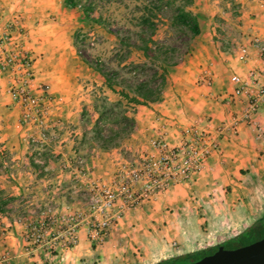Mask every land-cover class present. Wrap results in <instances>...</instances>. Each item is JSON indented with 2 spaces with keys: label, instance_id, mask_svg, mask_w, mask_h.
<instances>
[{
  "label": "crops",
  "instance_id": "1",
  "mask_svg": "<svg viewBox=\"0 0 264 264\" xmlns=\"http://www.w3.org/2000/svg\"><path fill=\"white\" fill-rule=\"evenodd\" d=\"M66 1L68 0H0V36L9 35V40L0 46V59L9 51L29 54L36 86L46 85L52 97L49 103L50 114L58 119H70L68 125L52 127L51 131L59 135L56 143L41 140L39 144L27 145L21 137L24 130L17 125L20 110L7 94L11 74L0 72V156L4 153L8 155V163L12 167L22 164L26 166L29 172H25V176L24 172L14 168V176L18 179L28 176L39 181L45 179V183L53 184L51 189L71 192L72 186H61V182L76 179L83 172V167L76 170L70 166L74 163L73 158H78L71 153H74L72 151L79 144L76 133L80 131V125L78 122L72 123L79 101L76 95L73 96V84L67 81L70 74L66 73L72 63L68 42L71 22L69 23V11L65 8H68ZM189 1L187 10L197 19L200 30L198 36L205 34L208 29L205 27L204 17L210 20L219 17L227 40L223 42L221 52L217 51L203 60L195 58L190 64L174 71L173 76L171 75L174 83L172 97L165 99L161 95L159 101L142 107L144 116L149 120L145 117L136 119L133 115L134 130L143 135L132 143H136L146 155L155 156L152 142L157 137H162L168 147L179 145L182 139L190 138L196 132H202L210 140L217 141L220 151L211 154L203 162L194 179L195 189L200 194L225 192L221 209L227 215L229 212L235 215L233 220L220 222L210 232L199 237L193 236L194 239L170 237L156 243L144 253L147 259L154 261L177 255L169 246L171 241H175L180 249L189 253L192 249H197L198 241L203 237L210 239L228 232L232 236L240 233L244 229L240 227L258 216L263 210L261 205H264V103L258 105L251 121H242L247 96L230 97L232 87L229 83L232 75L246 79L250 71L258 72L259 82L264 83V64L251 46L254 38L264 42V0ZM214 26L212 24L209 30H213ZM241 47L247 49L245 61L237 58ZM205 51L211 52L207 42ZM204 77L209 79V85L202 81ZM168 81L166 78L165 85ZM33 92L37 95L40 93L39 90ZM64 98L66 102L60 104L59 100ZM234 119L238 123L233 131L230 125ZM134 144L130 146L133 147ZM40 151H48L50 154ZM86 157L79 160L88 163L92 169L88 170L90 175L99 180L107 179L118 165L116 157L107 161ZM249 195H258L257 202L261 201L259 205L252 202L254 207L250 208L245 200V196ZM252 199L255 201V197ZM195 229L194 227L190 233L199 235L198 231L195 233ZM77 234V246L66 251L58 245L56 254L45 256L43 264H124V258L120 259L113 254L105 244L99 248L86 242L83 228H79ZM56 236L60 237V234H52L50 240H56Z\"/></svg>",
  "mask_w": 264,
  "mask_h": 264
},
{
  "label": "rangeland",
  "instance_id": "2",
  "mask_svg": "<svg viewBox=\"0 0 264 264\" xmlns=\"http://www.w3.org/2000/svg\"><path fill=\"white\" fill-rule=\"evenodd\" d=\"M68 1L71 3V7L65 8L69 11V23L71 22L68 28V42L69 58L72 63L66 73L70 74L67 81L73 84L71 86L74 92L73 96L76 95L75 97H78L79 101L72 123L78 122L80 125V131L76 133V136H79V144L75 146L74 151L71 149L74 152L71 155L78 156V158L74 157V163L70 166L76 170L83 167V172L81 171L76 179L72 178L64 180V182L62 180L61 186H72L71 192H62L61 189L55 191L51 189L53 184L45 183V179L39 181L37 178L29 176L18 179L14 176V168L24 172L25 176V172H29L26 166H22V164L12 167L13 165L8 163L10 160L8 155L4 153L3 156H0V195L7 202L4 207L5 213L0 214V240L5 241V243L0 241V264H43L45 256L56 254L55 249L60 245V237L65 229L64 225L59 223L58 218L67 215H74L77 242L73 247L63 250L69 251L78 245L77 231L79 228H83L86 242L99 248L105 244L113 254H116L120 259L124 258V264H155L159 261L147 259L144 253H147L156 243L170 237L194 239L201 234L210 232L220 222L233 220L235 213L229 212L227 215L225 210L221 209L222 197L225 192L200 194L195 189V178L192 183L178 180L167 184L163 190L151 194L147 200L139 203L135 208L123 210L117 219L111 218L100 242L95 243L89 240L86 234L87 226L114 214V211H106L102 207L100 212H95V207L91 203L93 198L99 197L97 205L100 206L103 201V195L99 194L101 189L117 191L118 182L115 177L119 170L128 165H134L133 162H139L144 156H149L142 152L136 143H132L134 139H141L143 135L142 132L134 130L135 125L134 131L115 138L104 148L95 138L94 129V122L101 115L107 119L105 123L99 124L103 135H107L111 128H116V124L110 122L111 118L108 113L119 97L105 88L101 77L94 71L93 65L102 64L105 68L116 70L128 78L126 67L130 64L144 62L138 51L129 47L130 45H120L117 38L128 37L129 44L136 43L139 30L138 18L145 0ZM61 5L64 7V4ZM170 15L171 7L162 10L160 21L153 33L155 41L176 50L174 55L176 64L167 68L166 78L169 81L162 89L161 95L165 99L166 97L171 98L174 91V83L171 81L174 71L181 66L190 64L195 58L203 60L217 51L221 52L223 42L227 40V36L223 33L222 19L219 17L212 20L204 17L205 27L208 28L205 34L189 38L169 26ZM211 23L215 26L210 31ZM206 42L211 52L205 51ZM149 73L150 70L145 73L139 72L138 78L144 77L141 74L148 75ZM205 79L206 77L203 78V80ZM39 87L45 91L46 95L48 112L43 120L45 126L39 129L33 120H22L21 116L17 123L18 128L24 130L21 137L29 146L39 144L38 142L41 140L56 143L59 140V135L57 132L51 131L52 127L60 128L70 124V119L67 117L65 119L52 117L49 111L52 97L49 95L48 87L46 85ZM65 100L66 98L61 99L59 103L63 104L66 102ZM13 104L22 113L20 107ZM135 107L132 111L130 106H125L128 115L132 118L134 115L136 119L144 118L143 106H138L136 109ZM145 118L148 119V117ZM122 128H124L123 124ZM130 144H134V146L131 147ZM40 152L50 154L48 151ZM77 153L79 155H76ZM86 156L96 157L97 161L112 160L116 157L118 165L107 179L99 180L90 175L88 170L92 171V169L88 163L79 160ZM93 187L99 190L95 191L92 189ZM254 197L255 201L252 199ZM256 197L258 195L245 196L250 208L254 207L252 202L257 205L261 202H257ZM117 205L118 202L115 206ZM261 206L264 209V205ZM48 217L54 219L55 223L52 226L43 225L40 227L39 224ZM255 218L249 219L247 224L249 225ZM247 224L244 223L240 229L245 228ZM194 227L196 228L195 233L198 231L199 235L190 233ZM35 234H42L40 241L36 243L33 242ZM52 234H60V237L56 236V240H50ZM231 236L228 232L218 238L203 237L198 241L197 249H192V251L214 246ZM171 242L175 243V241ZM171 242H169V246L175 250L177 255L185 253L176 243L172 247ZM186 261H188L187 258L181 257L170 263L185 264Z\"/></svg>",
  "mask_w": 264,
  "mask_h": 264
},
{
  "label": "built area",
  "instance_id": "3",
  "mask_svg": "<svg viewBox=\"0 0 264 264\" xmlns=\"http://www.w3.org/2000/svg\"><path fill=\"white\" fill-rule=\"evenodd\" d=\"M8 40V34L1 35L0 46ZM251 46L264 64V42L254 38L251 41ZM246 57L247 49L241 47L238 50L237 58L239 61H245ZM0 72L11 74L7 94L10 100L20 107L22 120H33L36 126L42 129L45 126L43 120L48 112L46 95L45 91L35 84L29 54L14 51L4 53L0 59ZM258 77V72L250 71L247 73L246 79H242L238 75H232L229 79L232 87L230 97L246 95L248 99L246 109L241 115L242 121H251V116L255 113L258 105L264 103V83H260ZM203 82L205 85L210 83L207 78ZM35 90H39L40 93L35 94L33 92ZM237 123L236 119L232 121L230 128L233 131ZM152 146L155 156H144L136 164L119 170L115 177L118 182L116 192L106 188L101 189L99 194L103 195V201L100 206L97 205L99 197L93 198L91 203L95 207V212H100L102 207L106 211H114V214L87 226L86 234L90 241L100 242L111 218L117 219L123 210L135 208L139 203L147 200L151 194L163 190L167 184L178 180L192 182L203 162L211 154L220 151L218 142L210 140L202 132L194 133L190 138L181 140L180 144L174 147H168L163 139L158 137L152 142ZM92 189L99 190L96 187ZM116 202H118L117 206H115ZM58 221L65 227L63 235L60 237L59 247L69 249L77 242L74 215L60 216ZM54 223L55 220L48 217L39 226H52ZM41 236L42 234H35L33 242H39ZM170 245L174 247L175 243L171 242Z\"/></svg>",
  "mask_w": 264,
  "mask_h": 264
},
{
  "label": "trees",
  "instance_id": "4",
  "mask_svg": "<svg viewBox=\"0 0 264 264\" xmlns=\"http://www.w3.org/2000/svg\"><path fill=\"white\" fill-rule=\"evenodd\" d=\"M176 2L177 0H145L138 18L139 30L136 43L129 44L130 39L128 37L117 38L120 45H130L129 47L138 51L144 59L141 64H130L126 67L128 78L116 70L105 68L102 64L93 65L94 71L101 77L105 88L119 97V100L113 104L108 113L111 118L110 122L116 124V128H111L107 135H103L99 124L105 123L107 119L101 115L94 122L95 138L100 141L102 148L107 147L108 143L114 141L115 138L133 130L134 119L128 115L125 106H130L131 110L134 111L135 106H145L160 100L165 85L167 68L176 64L174 60L176 50L153 39V33L160 21L159 17L162 10L171 7L168 22L171 28L189 38L199 35L197 19L187 10L190 1L178 0V3ZM66 5L71 7L69 1H66ZM147 70H150V73L148 75L141 74L144 77L139 79V72L145 73ZM122 124L124 128H122ZM6 204V199L0 195V214L5 213ZM262 238H264V209L246 228L227 240L201 250L174 255L155 264H168L181 257L188 259L184 263H190L212 254L218 248L234 249Z\"/></svg>",
  "mask_w": 264,
  "mask_h": 264
},
{
  "label": "water",
  "instance_id": "5",
  "mask_svg": "<svg viewBox=\"0 0 264 264\" xmlns=\"http://www.w3.org/2000/svg\"><path fill=\"white\" fill-rule=\"evenodd\" d=\"M185 264H264V238L234 249L218 248L210 255Z\"/></svg>",
  "mask_w": 264,
  "mask_h": 264
}]
</instances>
